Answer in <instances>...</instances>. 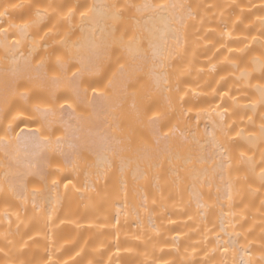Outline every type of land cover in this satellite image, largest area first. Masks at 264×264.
<instances>
[{
    "label": "bare ground",
    "instance_id": "1",
    "mask_svg": "<svg viewBox=\"0 0 264 264\" xmlns=\"http://www.w3.org/2000/svg\"><path fill=\"white\" fill-rule=\"evenodd\" d=\"M1 69L0 264H264V0H0Z\"/></svg>",
    "mask_w": 264,
    "mask_h": 264
},
{
    "label": "rangeland",
    "instance_id": "2",
    "mask_svg": "<svg viewBox=\"0 0 264 264\" xmlns=\"http://www.w3.org/2000/svg\"><path fill=\"white\" fill-rule=\"evenodd\" d=\"M1 65H2V64H1ZM5 70H6V69H5ZM5 70H4V69H1L0 72H1V73H5V72H3V71H5ZM8 70H9V69H8ZM6 73H9V72H6ZM6 73H5L4 76H6ZM9 74H10V73H9ZM0 75H1V76H0V77H1L0 80L2 79L1 81H3V79H4V80H7L6 82H5V81L3 82V83H6V85H9V84H10V83L7 84L8 81L11 82L13 79H14V81L16 80L15 82L12 81V83H11V85H10L11 88L8 89V88L5 86L6 89H8V91H5L6 89H4V90H2L0 93L4 92L5 94L7 93V95H8V93L10 92L9 94L11 95V94H13V93L15 94L16 91L18 92V87H17V86L19 85V82H22V81H23V80H22V81L19 80V82H17V81H18V75L12 73V74L9 75V77H8V75H7L6 78H5V77L3 78V77H2V76H3L2 74H0ZM14 77H15V78H14ZM19 77H20L19 79H21V76H20V75H19ZM11 78H12V79H11ZM24 79L27 80V81H28V79L30 80V78H29V77H26V76H24ZM46 79H47V78H46ZM1 81H0V82H1ZM13 82H14V83H17L18 85H17V84H14ZM3 83H0V89H1L2 87H4V84H3ZM23 83H24V82H23ZM29 83H30V82H29ZM2 84H3V86H2ZM12 84L14 85L13 87H12ZM19 86H20V85H19ZM28 86H29V85H28ZM5 87H4V88H5ZM8 87H9V86H8ZM21 87H22V86H21ZM13 88H14L15 90H14ZM12 89H13V91H12ZM21 89H22V88H21ZM22 91H23V90H19V92H22ZM17 92H16V93H17ZM4 93H2L3 96H2V94H1V96H0V99L4 98L3 100H0V106H1L0 110L3 109V110H1V111H4V110H5L4 107H2L4 104H3V103L1 104V101H4V103H5V102H6V103H8V102H9V103H13V105H11V107H7L8 109H9V108L11 109V108H13V106H14V100H15L14 98H16V96L13 97V95H14V94H13V95L10 96V99L7 100V99H6L7 95L4 96ZM94 93H96V92H93V94H94ZM17 94H18V93H17ZM19 95L22 96V93H20ZM19 95H18V96H19ZM94 95H95V94H94ZM96 95H97V93H96ZM8 96H9V95H8ZM1 97H2V98H1ZM11 97H13V102H12V101L10 102V100L12 99ZM7 98H9V97H7ZM5 99H6V101H5ZM6 103H5V104H6ZM82 104H83V103H82ZM6 105H7V104H6ZM9 105H10V104H9ZM9 105H8V106H9ZM4 106H5V105H4ZM59 106H61V109H60L61 112H64V111L67 110L69 107L71 108V104H70L69 101H67V100H61V101H59ZM85 106H86V107H85ZM84 107L87 108L88 106L85 104ZM58 108H59V107H58ZM66 108H67V109H66ZM70 108H69V109H70ZM79 108H80V107H79ZM81 108H82V107H81ZM102 108H103V107H102ZM8 109H7L6 111H7V113H8V112L10 113L11 110L8 111ZM104 109H105V108H104ZM12 110H13V109H12ZM78 111H79V112H82L83 110L80 109V110H78ZM86 111H87V112H86ZM102 111H103V112H101V109H100V114H98V115H99V116L101 115V116H100V120H103V123L105 122V123L107 124L108 127H107L106 125H105V126H102V127H103L102 130L106 129V127H107V130H106V132H107V131L109 130V125H108V121H107L108 119L106 120L107 122L105 121V119H106L105 117H107V116H105V115H106V113L108 112V110H106V111H107L106 113H105V110L102 109ZM59 112H60V111H59ZM61 112H60V113H61ZM68 112H69V111H67V114H68ZM83 112H85V113L88 114V110H84ZM65 113H66V111H65L63 114L65 115ZM85 113H84V114H85ZM98 113H99V112H98ZM101 113H103V114L105 113V115L102 116ZM108 113H109V112H108ZM3 114H4V113H3ZM3 114H2V115H3ZM61 114H62V113H61ZM63 114L61 115V116H62L61 119H62L63 116H64ZM78 114H79V113H76V116H77ZM2 115H1V113H0V116H1V117H2ZM58 115H60V114H58ZM80 115H81V113H80ZM80 115H78V117H79ZM82 115H83V114H82ZM8 116H9V115H5L4 117L6 118V117H8ZM53 116H54V115H53ZM53 116H51V117H53ZM87 116H88V115H87ZM99 116H98V118H97V124L99 123L98 121H100V120H99ZM51 117L49 118L50 120L48 119L49 121L52 120ZM54 117H55V120H60V118H59L60 116L58 117L59 119H57L56 116H54ZM54 117H53V118H54ZM74 117H75V115L73 116V118H74ZM78 117H76V118L78 119ZM84 117L86 118L85 115H84ZM84 117H82V118H84ZM102 117H103L104 119H103ZM5 118H4V119H5ZM76 118H74V119H76ZM80 118H81V116L79 117V120H80ZM85 118H84V120H88V121L90 120V119H87V118L85 119ZM88 118H89V117H88ZM101 118H102V119H101ZM0 119H1V118H0ZM4 119H3V120H4ZM6 119H7V118H6ZM3 120H2V121H3ZM4 121H7V120H4ZM4 121H3V122H4ZM44 121H45V120H44ZM49 121H47V123H48ZM60 121H61V120H60ZM81 121L83 122V120H81ZM28 122H29V123H28L29 126H28V125H23L25 128L28 127V128H26V129L36 127L35 129L39 130V128H41L39 122H38V124H39V125H38V124L36 123V121L33 120V119H30ZM53 122H54V120H53ZM56 122H57V124H58V121H56ZM56 122H55V123H52V122H51V124H54L53 126H56V125H57ZM61 122H62V121H61ZM84 122H85V121H84ZM86 122H87V121H86ZM86 122H85V124H86ZM90 122H91V126H92V123H93V122H92L91 120L89 121V123H90ZM5 123H6V122H5ZM62 123H63V122H62ZM87 123H88V122H87ZM89 123H88V125H89ZM95 123H96V120H95ZM103 123H102V122L99 123V127L97 128V129L99 130V131H98L96 128H94V130H92V128H93V127H96V126L93 125L92 128H90V126L86 127L87 124H86V126H85V125L82 126V125L80 124V121H79L78 124H80V126H82V128L80 127L79 129H82L81 134H83L82 137L85 138V139H82V141H79V142H81V144L85 147V143H86V142H85L84 140L87 141V140H89V139L91 138V140L87 141V146H88V145H89L88 142H90V141H92V140H100L101 137H99V139H97V137H98L99 134H101V133L103 134V133H104V134H107V135H108V132H109V131H108L107 133H105V132H102V130H101V133H98V132H100V129L102 128L101 125H102ZM2 124H3V123H1V126H2L3 128H5ZM60 124H61V123H60ZM63 124H64V123H63ZM83 124H84V123H83ZM97 124H96V125H97ZM18 125H19V124H18ZM45 125H46V123L44 124V126H45ZM48 125H50V124L48 123ZM61 125H62V124H61ZM110 125H111V124H110ZM1 126H0V127H1ZM23 126H22V127H23ZM37 126H40V127L38 128ZM46 126H47V125H46ZM62 126H63V125H62ZM78 126H79V125H78ZM97 126H98V125H97ZM2 127L0 128V130L2 129ZM22 127H21V128H22ZM100 127H101V128H100ZM111 127H112V125H111ZM17 128H18V127H17ZM49 128H50V126H49ZM56 128H59V126H58V127H55V128H51L52 130L49 129V131H50V130L53 131V129H55V131H56V130H57ZM63 128H65V126H64ZM99 128H100V129H99ZM35 129H33V130H35ZM47 129H48V128L46 127V132H47ZM65 129H66V128H65ZM79 129H78V130H79ZM112 129H113V127H112ZM112 129L110 128V130H112ZM30 130H31V129H30ZM62 130H63V129H62ZM78 130H77V131H78ZM90 130H92V131H91V133H92L91 135H94V137H96V139H93L91 136H89L90 138H88V137L86 136V135H89V134H90V133H89ZM113 130H114V129H113ZM1 131H2V130H1ZM1 131H0V133H2ZM49 131L47 132L48 134H49ZM51 131H50V133H51ZM57 131H58V130H57ZM57 131H56V133H57ZM83 131H85V133H84ZM96 131H98V132L96 133ZM61 132H62V131H61ZM64 132H65V131H64ZM93 132H95V134H97V135L93 134ZM54 133H55V132H54ZM59 133H60V132L57 133V134H58V135H57L58 137H59ZM63 134L65 135L66 133H63V132H62V135H63ZM77 134H79V135H80V138H82V137H81V134H80V130L78 131ZM85 134H86V135H85ZM102 134H101V135H102ZM2 135H3V134H2ZM2 135H1V136H2ZM50 135H52V134H50ZM50 135H49V136H50ZM54 135H55V134H54ZM54 135H53V136H54ZM60 135H61V133H60ZM109 135H110L109 138L112 139V138H113V135H111V132H109ZM53 136H50L51 139L53 138ZM85 136L87 137V139H86ZM54 137L56 138V135H55ZM60 137H61V136H60ZM77 137H78V138H77ZM0 138H2V137H0ZM4 138H5V136H4ZM5 139H6V138H5ZM58 139H59V138H58ZM76 139H79V136H78V135L76 136ZM2 140H4V139H1L0 142H1ZM101 140H102V139H101ZM120 140L122 141V139H120ZM129 141H131V140H129ZM77 142H78V141H77ZM77 142H76V143H77ZM84 142H85V143H84ZM83 143H84V144H83ZM121 143H122V142H121ZM121 143H120V144H121ZM78 144L80 145V143H78ZM78 144H77V145H78ZM77 145H76V146H77ZM58 146H59V145H58ZM67 146H68V145H67ZM67 146H65V147H67ZM70 146H72V149H74V150L77 148V147H76V148H73V146H75V144H74V145H70ZM70 146L67 147V149L70 148ZM80 146H81V145H80ZM87 146H86V147H87ZM56 147H57V145L55 146V148H56ZM78 147H79V146H78ZM84 147H83V148H84ZM83 148L81 147V149H82L83 151H84V150H85V151L88 150V148H87V149H86V148L83 149ZM0 149H1V151H3V153H4V150H2V148H0ZM56 149H58V147H57ZM67 149L65 150V152H64V149H63V152L61 153V155H62V154L64 155V157H63V156H62V157L65 158V159L68 158V154H67V152H66ZM72 149H70V151H71ZM78 149H80V148H78ZM47 150H49V149H45V151L43 150V154L41 153L42 156L44 155V152H47ZM76 150H77V149H76ZM76 150H75L74 153H76ZM82 150H78V151H80V152L82 153V152H83ZM49 151H51V150H49ZM68 151H69V149H68ZM72 151H73V150H72ZM78 151H77V153L80 154ZM5 152H6V151H5ZM0 153H2V152H0ZM47 153H48V152H47ZM64 153H65V154H64ZM87 153H88V151H87ZM41 154H40V156H41ZM45 154H46V153H45ZM66 154H67V155H66ZM1 155H2V154H1ZM6 155H7V154L2 155V157H3V156H6ZM49 155H50L49 157L51 158V153H50V152H49ZM72 155H73V153H72ZM82 155H83V154H82ZM82 155H81V156H82ZM44 156H45V155H44ZM44 156H43V157H44ZM46 156H48V155H46ZM69 156L71 157V154H70V153H69ZM84 156H85V154H84ZM0 158H1V157H0ZM3 158H4V157H3ZM7 158H8V160H6V158H5V161H4V162H6V163L11 161V159L8 157V155H7ZM41 158H42V157H41ZM9 159H10V161H9ZM44 159H48V157H44ZM44 159H43V160H44ZM43 160H42V161H43ZM12 161H13V160H12ZM0 162H1V160H0ZM4 162H3V163H4ZM13 162H14V161H13ZM13 162H10V164H9V163H7V164L5 163V165L7 166V165L9 164V165H11V167H13V165H14V167H13L14 169H18V170L22 169V167H19L20 164L13 163ZM48 162H49V161H48ZM11 163H12V164H11ZM40 163L42 164V162H40ZM40 163H39V165H40ZM46 163H47V162H46ZM29 165H30V164H29ZM15 166H17V168H15ZM23 166H24V165H23ZM26 166H27V165H26ZM32 166H33V169H35L36 167H38L39 170H41V169L44 168V167L41 168L42 165H40V166H38V165H37V166H36V165H32ZM44 166H45V164H44ZM0 167H2V166H1V163H0ZM24 167H25V166H24ZM24 167H23V168H24ZM28 167H29V166H28ZM34 167H35V168H34ZM19 168H20V169H19ZM40 168H41V169H40ZM33 169H32V170H33ZM22 170H25V171L28 170V171H29V168L26 169V167H25V169H22ZM20 171H21V170H20ZM28 171H26L25 173H27ZM21 173H23V172H21ZM9 181H11V179H10Z\"/></svg>",
    "mask_w": 264,
    "mask_h": 264
},
{
    "label": "snow or ice",
    "instance_id": "3",
    "mask_svg": "<svg viewBox=\"0 0 264 264\" xmlns=\"http://www.w3.org/2000/svg\"><path fill=\"white\" fill-rule=\"evenodd\" d=\"M166 135V134H165Z\"/></svg>",
    "mask_w": 264,
    "mask_h": 264
}]
</instances>
